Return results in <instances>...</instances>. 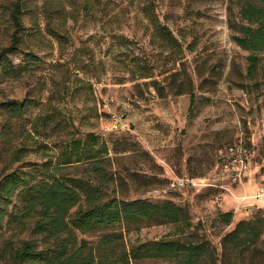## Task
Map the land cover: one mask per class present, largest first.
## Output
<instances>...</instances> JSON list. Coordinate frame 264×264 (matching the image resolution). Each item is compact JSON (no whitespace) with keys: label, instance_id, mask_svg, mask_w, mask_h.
Instances as JSON below:
<instances>
[{"label":"rangeland","instance_id":"rangeland-1","mask_svg":"<svg viewBox=\"0 0 264 264\" xmlns=\"http://www.w3.org/2000/svg\"><path fill=\"white\" fill-rule=\"evenodd\" d=\"M23 1L20 44L0 63V175L27 171L57 153L52 148L69 133L36 135L33 128L39 117H63L73 120L79 136L92 133L106 143V170L113 178L108 194L185 208L192 224L187 233L203 238L219 256L221 236L229 229L219 214L232 213L233 225L264 216V201L249 214L236 212L243 193L264 187V72L259 69L255 79L247 76L248 53L232 42L227 25L230 0ZM14 2L0 0V52L11 45L15 31L9 17ZM142 11L170 30L182 45L180 55L164 49ZM50 29L62 36V45ZM144 59L153 62L159 81L168 74L156 75L172 66L179 72L176 79L163 80V97L142 84L149 80L130 79L131 68ZM24 100L33 105L21 119L4 114L2 104ZM240 139L252 153L242 184L224 180L229 191L170 187L177 179L218 173L220 153ZM175 233L173 225L150 226L125 235V241L130 248ZM33 239L26 231L2 230L0 251ZM233 260L264 264V241Z\"/></svg>","mask_w":264,"mask_h":264},{"label":"trees","instance_id":"trees-1","mask_svg":"<svg viewBox=\"0 0 264 264\" xmlns=\"http://www.w3.org/2000/svg\"><path fill=\"white\" fill-rule=\"evenodd\" d=\"M227 12L231 40L248 53L247 76L255 79L259 69L264 72V0H230ZM23 13L24 1L15 0L9 14L15 31L11 45L0 52V63L20 44L18 34L24 29ZM142 13L164 49L180 55L182 45L170 30L159 24L150 11ZM48 31L63 44L58 32ZM117 39L128 41L124 37ZM178 61L181 58L173 64ZM173 67L156 76L168 74L166 78L176 79L179 72ZM131 69L132 81L149 80L142 84L160 97L165 95L166 78L154 79L153 62L138 60ZM32 105L24 100L20 104H2L1 108L8 118L21 119ZM33 131L36 135L59 131L69 134L61 146L52 148L58 152L43 164L0 175V231H26L34 238L21 240L17 247L6 244L0 251V264H132V261L152 259L176 264H236L233 260L236 256L256 249L264 241V216L256 215L233 225L232 213L219 214L220 222L229 227L221 236L219 256L203 238L187 233L192 224L185 208L171 202L126 201L108 194L113 181L106 170L108 148L98 136L92 133L79 136L73 120L63 117H39ZM78 170L84 171V176L72 173ZM159 225H173L175 235L128 248L125 235ZM85 236L94 240H86Z\"/></svg>","mask_w":264,"mask_h":264},{"label":"built area","instance_id":"built-area-1","mask_svg":"<svg viewBox=\"0 0 264 264\" xmlns=\"http://www.w3.org/2000/svg\"><path fill=\"white\" fill-rule=\"evenodd\" d=\"M260 131L264 135V123L260 126ZM252 153L242 139L229 146L220 153L218 173H213L210 177L204 178H182L170 184L172 189L180 188H219L229 191L222 182L224 180L230 185L242 184L249 171ZM264 201V187H260L252 194L243 193L238 198L236 212L249 214L255 209L256 203Z\"/></svg>","mask_w":264,"mask_h":264},{"label":"crops","instance_id":"crops-1","mask_svg":"<svg viewBox=\"0 0 264 264\" xmlns=\"http://www.w3.org/2000/svg\"><path fill=\"white\" fill-rule=\"evenodd\" d=\"M237 205V204H236ZM236 209V208H235ZM241 215H244V214H241Z\"/></svg>","mask_w":264,"mask_h":264}]
</instances>
